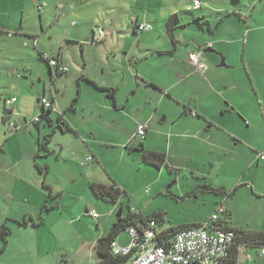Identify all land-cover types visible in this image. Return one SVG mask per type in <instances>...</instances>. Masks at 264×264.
Returning a JSON list of instances; mask_svg holds the SVG:
<instances>
[{
  "label": "rangeland",
  "instance_id": "rangeland-1",
  "mask_svg": "<svg viewBox=\"0 0 264 264\" xmlns=\"http://www.w3.org/2000/svg\"><path fill=\"white\" fill-rule=\"evenodd\" d=\"M233 1L205 0L201 6H204V11L201 8L200 11H193L190 0H0V227L11 217L18 216L23 221L24 215H27L24 213L34 216L37 222L41 217L44 219L43 224L37 227L29 223L28 232H33L32 237L30 233L21 236L19 233L24 232V227L22 229L15 221L9 222L13 234L5 252L0 254V264H96L97 252L90 247L91 243L102 230H105L104 235L111 233L121 211L122 217H127L130 211L146 218L160 215V230L205 222L210 218L216 207L213 200L220 196L208 189L211 186L209 178L214 177L216 170L205 160L210 154L202 144L197 147L207 156L203 158L205 161H199L207 171L205 177L194 176L186 168L172 170L168 165L162 169L144 165L140 152L123 149L120 145L123 141L115 144L113 136L108 138L111 144L106 141L103 149L106 155L103 153L100 161L95 159L93 152L89 154L93 159L89 163L92 166L95 163L100 165L95 173H90L87 160L73 156V151L69 153L65 148L61 154L65 146L61 138L66 137L74 142L78 139L75 132L58 131L49 145L50 150L42 149L39 152V142L43 143L53 131L45 118H41L40 128L33 124L43 110L39 102L43 96V87L39 82L42 76L48 79L47 86L52 88L49 85V67L40 58L39 52L51 58L63 54L65 62L72 65L71 73L76 68H87L88 72L100 79L103 70H106V78H113L124 85L123 79L129 74L128 66L133 69L137 67L136 59L131 64L128 62L127 53L143 54L150 47L174 49L166 28L172 15H181L183 24L189 18L186 14L194 13L200 17L205 12L216 25L221 19L217 16L219 7H225L228 11H246L251 10L250 4L254 0H239L235 7L232 6ZM136 21L152 24L153 29L134 34ZM73 22L80 25V34L72 36L76 39H66L69 30H77L72 26ZM101 28L106 31V40L101 44H91L93 32L98 33ZM176 33L180 43L179 57L186 59L189 48H196L199 40H192L193 36L201 32L184 27ZM138 67L150 75L156 74L147 68L146 63ZM55 77L54 95L62 90L60 94L63 97L67 92L64 87L69 86L75 89L78 97L76 82L73 85L69 76L63 74ZM13 97L18 103L7 106L6 102ZM60 101L63 99L60 98ZM79 103L78 100L76 104ZM174 106L169 102L168 106L161 107L159 129L173 125L172 117L167 119L164 112L171 114ZM7 107L14 111L5 119ZM68 108L67 113L74 114L71 104ZM178 109L183 111L181 106ZM57 114L56 111L50 113L54 126L57 125ZM89 115L90 123L94 126L102 121L106 124L111 122V118L103 114L99 117L97 114ZM77 118L82 123L81 116ZM10 122H18L19 127L11 130ZM121 134H124L123 131ZM141 139L137 138L136 147L146 141ZM166 147L164 144L167 153ZM83 148L81 141L76 150L81 152ZM95 151L99 153V147ZM193 159L188 156L187 161L191 163ZM228 159L223 156L219 160L226 163L223 176L230 173ZM39 167L49 168L46 183L53 188V199L43 186L45 176ZM261 167L264 168V164ZM92 176L97 181H104L107 186L114 185L116 181L127 195L116 205L97 199L91 189ZM230 179L227 176V180ZM250 194L253 197L244 190L239 192L232 225L243 224V228L250 230L253 226L264 232V197L258 193L256 196L252 192ZM232 202L228 200V205ZM45 205L50 211H42ZM87 209L97 213L99 218L86 215ZM103 222H106L105 226L98 231ZM119 238L122 246L128 245L130 237L126 231ZM2 247L0 239V249ZM252 250L245 248L241 252L239 264H261L258 251ZM248 257H255L256 260Z\"/></svg>",
  "mask_w": 264,
  "mask_h": 264
},
{
  "label": "crops",
  "instance_id": "crops-1",
  "mask_svg": "<svg viewBox=\"0 0 264 264\" xmlns=\"http://www.w3.org/2000/svg\"><path fill=\"white\" fill-rule=\"evenodd\" d=\"M202 2L205 3V0ZM250 6L251 10L238 12L219 7L217 16L223 19L219 31L215 35L199 33L193 36L192 40L196 38L199 40H197L196 48L190 47L189 50H206V52H201L202 60L207 65V69L203 71L198 70L190 62L189 52L187 58L183 59L179 57L178 48L174 51L167 47H150V49H145L143 54L127 53L128 62L131 64L136 59L137 67L133 69L128 66L129 74L125 75L123 85L113 78H106V70H103V76L100 79L88 72L87 68H76L71 73L72 65L65 62L64 55L61 54V60L68 67V72L63 75L69 76L68 79L72 81L73 85L75 82L78 84V97L75 89L69 88V86L64 87L67 92L63 97L60 94L62 90L54 95L55 76L61 75L56 69H49L54 77L52 88L47 86L48 79L45 76H42L39 81L43 87L41 98L50 97L54 102V111L59 113L58 117L63 115L77 132L78 139L74 142L66 137L61 138L65 145L62 147L61 154L67 148L69 153L73 151V156L88 161L91 158L90 152H93L96 156L95 159L98 158L100 161L103 158V153L106 155V151L103 150L106 147V141L108 140L107 143L111 144L108 139L110 136L115 139V144L123 141L120 144L123 149L125 147L128 150V146L135 148L137 146L135 133L138 124H149L150 130L146 141L143 142V148L152 152L166 153L164 144L167 145V165L172 170L186 168L192 171L194 176L205 177L207 171L203 169L199 161L208 160L212 169L216 170L214 177L209 178L211 187L225 189L234 195L232 198L220 196L221 198L213 200L216 205L214 212L222 204L229 209L234 208V210L231 209L234 223L236 199L241 190L246 191L251 197H253L251 192L264 197V168L261 167V164L264 163L258 160V154L264 151V0H254ZM200 10L204 11V6ZM206 14L203 12V16L200 15V17H207L213 23ZM229 14L232 15L224 18ZM195 16L199 17V15ZM73 23L72 26L77 30H69L66 33V39H76L72 36L80 34L81 28H78L80 25L77 22H75L76 25ZM142 24L146 23H139V21L135 23L138 26ZM187 28L193 30V28ZM125 37H127V33ZM139 42L141 41L139 40ZM208 45L211 47L206 49ZM199 59L201 61L200 56ZM145 63L148 69L154 65L151 69L156 74L150 75L145 71H140L138 65ZM82 76L89 77L100 87L117 89L116 105L107 99L105 92L95 89L89 82L84 81ZM60 98L63 101H60ZM76 98L80 103L76 104L74 114L67 113V109H70L68 107L70 104L72 107ZM61 102L62 104H59ZM169 102L173 106L175 105V108L171 110V114L166 111L164 113L167 115V119L172 117L173 125L159 129L160 109L163 105L168 106ZM15 103H18V100ZM180 106L183 107V111L178 109ZM186 107L190 108L193 113L184 115ZM90 113L97 114L98 117L103 114L110 117L111 122L106 124L102 121L94 126L90 123ZM78 115L81 116L82 123H79ZM14 123L19 127L18 122ZM40 124L41 122L38 125L39 128ZM122 131L124 134H121ZM81 141L84 148L79 152L76 148ZM200 144L209 149L208 158L197 147ZM98 147L99 153L95 151ZM123 153L126 155L124 150ZM188 156L195 159L190 163L187 161ZM223 156L229 157L227 165L230 168V173H226V176H223L226 171V163L219 161ZM89 162L87 163L90 173L98 172L100 165L95 163L92 166ZM227 176H230L231 179L227 180ZM93 178V176L90 177V179ZM91 182L102 181L93 179ZM103 183L104 181L99 184ZM115 183L117 184L116 181ZM104 185L106 184L104 183ZM228 200L233 201L231 205H228ZM58 208H61L60 204ZM85 213L86 215L90 214V211L87 209ZM24 214H27L24 215L25 218L32 216L29 213ZM212 215L207 218V221L212 218ZM11 218L8 220L23 222L18 216ZM32 218L37 223L34 216ZM205 222L198 221L196 224L185 226L204 225ZM105 224L106 222L100 223L98 231L101 227L103 229ZM21 228L23 229V227ZM231 228L245 229L243 224L231 225ZM29 229L28 225L24 227V232L19 234L24 237L25 233H30L29 235L32 237L33 232L31 230L28 232ZM259 230L261 229L252 226L250 231ZM126 232L128 233V231ZM104 234L105 230H102L95 241H92L90 246L92 249H96V243L100 238L107 236ZM129 237L128 245L132 240L130 234ZM259 251L257 255L261 260L259 263L264 264L263 251L261 250V253ZM248 259L256 260L255 257H248ZM98 263L97 256L96 264Z\"/></svg>",
  "mask_w": 264,
  "mask_h": 264
},
{
  "label": "trees",
  "instance_id": "trees-1",
  "mask_svg": "<svg viewBox=\"0 0 264 264\" xmlns=\"http://www.w3.org/2000/svg\"><path fill=\"white\" fill-rule=\"evenodd\" d=\"M190 3H191V9H192L191 0H190ZM202 4H203V2H202ZM193 11H198V10H193ZM186 15L189 17L187 23L182 24L183 18L181 15H178V14L172 15L166 23L167 33H168V35H170L172 43L174 44V51L178 48L179 41L176 38V34H177L176 32L178 31L179 28L190 27V28L197 29L201 33H207V34L209 33V34L215 35L219 31L220 25L223 22V19H220L217 22V24L214 25L211 21H209V19L207 17H198V16H195L194 13L186 14ZM231 15L232 14L226 15L224 18H228ZM147 31H150V30H147ZM139 32H141L139 30V26L134 25L133 33L138 35ZM94 34L96 35V33H94ZM95 35L93 36L92 43L90 42L91 44H99V43L101 44L106 40V36H105V39L103 41L96 42L95 41ZM209 47H211V46H209V45L206 46V49ZM203 51L206 52V50H204V49L201 51H199V50H188L189 60H190V54L191 53L195 54L197 56H200L202 63H204L205 66L207 67L206 63L202 60L201 52H203ZM160 54H162V53H160ZM39 56L42 60H44L48 64V61L45 60V54L39 53ZM57 59H59L61 65L66 66L60 57H57ZM58 74H61V73H58ZM62 74H66V73H62ZM81 78L84 81L89 82L98 91L105 92L107 99L110 100L111 103L116 105L117 92H118L117 89L100 87L97 85L96 82L92 81L89 77H86V76H82ZM79 92H80V90H79ZM41 99H39V102L42 105ZM77 102H78V99L76 98L74 100L71 108L74 109L76 107ZM6 105H7V102H6ZM42 109L43 110H42L41 116L38 117L37 121L34 120L33 124L38 126L39 123L41 122V118H45L48 120L50 126L53 127V131H52V133L48 134L45 137V141L43 143L39 142L40 143L39 144V152H42V149L46 150V151L50 150L49 145L52 144L53 138L58 131H60L62 133H66V132L71 131V132H75V134L77 135V132L70 126L69 122L67 121V119L63 115H59V117L57 119V125L56 126L53 125V121L51 119L50 113L54 112V102H53V108L52 109L46 110L43 107V105H42ZM12 113H13V109L7 107L5 109V114H4L6 116L5 119L9 118V115H12ZM183 113H184V115L185 114L187 115V114H190L193 112L191 111L190 108L186 107V108H184ZM11 123L12 122H10L9 124H11ZM26 123H28L27 120H26ZM17 128H18V126L16 125V129ZM143 147H144V143L141 142V144L138 147H135V148L130 147L129 148V146H128V149L131 151H139L141 153V162L144 165L152 166V167H155L158 169H162L163 167H165L167 165V154L166 153L148 151V150L144 149ZM87 162H89V161H87ZM262 163H264V162H262ZM39 170L45 176L43 186L45 189L49 190L51 198L53 199L55 197L53 188H52V186H50L46 183L47 177L49 175V168L47 169V167H39ZM115 184L116 183H114V185L107 186V185L99 184V183H91V189H92V191H93V193L97 199L104 201V202H107V203H110V204L116 205L122 201L125 194L127 195V192H124L120 186H118L117 184L115 185ZM208 189L211 190L217 196L229 197V198H232L234 196L233 194L228 193L225 189H214L211 186H208ZM58 195H60V194H58ZM44 209L48 210L49 207L45 205L42 211H44ZM48 211H50V209ZM215 213L216 212H214L213 215ZM160 219H161L160 215H156V216L151 217V218L150 217L146 218L143 215L133 213L132 211L129 212L127 217L121 216L119 218L118 222L113 226L111 233L108 236L100 238L98 240V242L96 243L95 248H96L97 256L99 259L98 264H132L133 263V261L137 257V250H133V252L129 255H115V254H113V251H112V243L116 239H118L119 235L123 231H127L129 228H131L135 225H141L142 228L143 227L146 228L150 223L155 222L157 224V227H156L157 232H159V233L157 234L154 241L156 242L157 246H164L166 248H170L172 241L175 239L176 235L180 231L185 230V229H189V228L203 227L201 225H198V226H181V227L172 228V229L160 230V227H159L160 225L158 222ZM28 220H30V221H28ZM232 221H233V211L231 209H229V207H226V211L220 215L218 221H214V220L210 219L206 222L207 223L206 225L208 228H216V229L219 228V229H222L225 231H232L235 233V236H236L235 243L232 246V248L230 249L228 256L224 259L222 264H239L241 252L245 248L248 250L254 249L252 251H259L260 249H262V251H263V248H264V232L263 231H250V230H245V229H234V228H231ZM9 222H12V220H7L0 227V239L3 243V247L0 249V254L5 252L6 248L8 247V244H9V238L13 234L12 228L9 227ZM15 222L19 223V225L21 227H27L29 225V223H31L34 227H37L38 225L43 224L44 219L41 217L40 221L36 223V222H34V219L32 218V216H27L25 218V220H23V222H18V221H15Z\"/></svg>",
  "mask_w": 264,
  "mask_h": 264
},
{
  "label": "built area",
  "instance_id": "built-area-1",
  "mask_svg": "<svg viewBox=\"0 0 264 264\" xmlns=\"http://www.w3.org/2000/svg\"><path fill=\"white\" fill-rule=\"evenodd\" d=\"M192 9L199 10L202 6V0H191ZM73 25H76L74 22ZM150 24H142L139 30H151ZM106 32L104 29H99L95 35V41L101 42L105 39ZM45 60L51 69H56L58 73L68 72V67L61 65L59 59L51 58L45 55ZM190 62H192L198 70H205L207 67L199 59V56L190 54ZM17 100L12 98L7 101V105L11 106ZM42 105L46 110L53 108V102L50 97L41 99ZM36 118L35 121H37ZM10 129H16L14 123L9 124ZM149 124H138L135 137L145 140L149 133ZM89 158L88 161H91ZM258 160L264 162V151L258 154ZM226 211V206L222 204L218 207L216 213L212 216V220L218 221L222 213ZM90 215L94 219L99 216L94 211ZM207 223L201 225L203 227L189 228L180 231L172 241L170 248L157 246L154 239L157 234V224L150 223L146 228L141 225H135L127 231L132 240L127 246L119 244L118 239L112 243V251L115 255H129L133 250H137V257L132 264H222L228 256L230 249L235 243L236 236L232 231L222 229L208 228ZM145 228V229H144ZM142 229V230H141ZM264 255V251L262 252Z\"/></svg>",
  "mask_w": 264,
  "mask_h": 264
},
{
  "label": "water",
  "instance_id": "water-1",
  "mask_svg": "<svg viewBox=\"0 0 264 264\" xmlns=\"http://www.w3.org/2000/svg\"><path fill=\"white\" fill-rule=\"evenodd\" d=\"M239 3H240L239 0H234V1L232 2V6L235 7V6H237ZM49 69H50V68H49ZM50 87H52V84H51V83H50ZM121 215H122V211H121V214H120L119 217H121Z\"/></svg>",
  "mask_w": 264,
  "mask_h": 264
},
{
  "label": "flooded vegetation",
  "instance_id": "flooded-vegetation-1",
  "mask_svg": "<svg viewBox=\"0 0 264 264\" xmlns=\"http://www.w3.org/2000/svg\"><path fill=\"white\" fill-rule=\"evenodd\" d=\"M51 72V74H52V71H50ZM53 80H54V77H53V75H51V80H50V83L52 84L53 83Z\"/></svg>",
  "mask_w": 264,
  "mask_h": 264
},
{
  "label": "clouds",
  "instance_id": "clouds-1",
  "mask_svg": "<svg viewBox=\"0 0 264 264\" xmlns=\"http://www.w3.org/2000/svg\"><path fill=\"white\" fill-rule=\"evenodd\" d=\"M47 65H48V64H47ZM48 67L50 68V66H49V65H48ZM50 70H53V69H51V68H50ZM149 130H150V129H149ZM146 138H147V137H146ZM263 251H264V250H263Z\"/></svg>",
  "mask_w": 264,
  "mask_h": 264
},
{
  "label": "bare ground",
  "instance_id": "bare-ground-1",
  "mask_svg": "<svg viewBox=\"0 0 264 264\" xmlns=\"http://www.w3.org/2000/svg\"><path fill=\"white\" fill-rule=\"evenodd\" d=\"M193 10V9H192Z\"/></svg>",
  "mask_w": 264,
  "mask_h": 264
}]
</instances>
